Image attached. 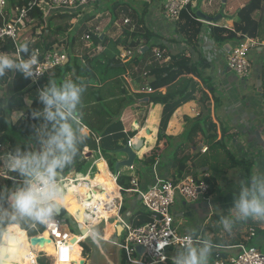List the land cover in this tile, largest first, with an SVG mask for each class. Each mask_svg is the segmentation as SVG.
Segmentation results:
<instances>
[{
    "label": "trees",
    "instance_id": "1",
    "mask_svg": "<svg viewBox=\"0 0 264 264\" xmlns=\"http://www.w3.org/2000/svg\"><path fill=\"white\" fill-rule=\"evenodd\" d=\"M28 1L6 0L4 17L0 15V25L3 22L13 21L18 15L13 9L22 6L27 7ZM158 1L160 0H142L141 9L137 10L132 5V1L130 3L127 0H88V5H92L90 7H93L94 10L92 11L93 16L101 10L110 13L111 20L108 27L117 19V11L125 10L131 16L129 17L133 22L135 21L134 28L131 29L130 26L123 28L120 35L116 38H110L106 33V29L102 31L101 35L91 34L92 46L100 45L101 50L92 54L85 51L78 55L74 50V43L77 36H81L83 31L87 29V26L82 23L76 29V33L70 32L68 34L65 45L69 57L67 63L53 68L40 78V88L49 81H55L59 84L65 80H72L77 83L83 82L86 85V90L82 95V102L79 106L80 122L77 123L78 126L86 125L90 129L91 134L79 146L76 156L78 162L73 163L74 165L72 164L71 166H75L76 170L79 169L77 172H80L86 161L82 158V148L88 146L90 149H97L98 147L106 160L107 168L112 172L116 159H112L110 155L118 153V149L136 134V130L126 134L122 131H115L111 135L107 133V130L113 124L119 122L120 116L126 108L136 109L143 106L138 99L139 97L127 90L124 79V75L127 74L133 77L132 67H137L141 70L139 71V76H144L148 80L146 84L153 90L145 94V96H148L147 103L162 105L158 141L165 140L164 146H170L173 152L174 163L170 178L174 179L179 176L185 170L187 163L196 157L198 153H193L192 151L197 143H193V139L197 134H201V142L207 145V148H211L216 154L221 152V149L224 151L223 161L225 160L228 163V169L241 166L244 170L245 181H250L254 177L252 174L253 161L234 157L227 146V141L230 138L228 127L216 115V108L220 104V99L216 96L211 78L205 74L207 62L198 43L199 34L205 23L196 16L195 0H191L190 4L181 10L178 21L170 27L171 34L179 37L177 39L170 37L171 34L163 36L151 30L148 26L146 16L152 13ZM263 4L264 0H225L224 5L227 6L231 14L232 27L218 23L214 25L208 24L207 32L209 31V37L216 46H224L227 42L232 44L245 37H256L260 27V20L255 18L253 14L263 9ZM32 13H34L36 18L31 17ZM66 16L67 20L82 17L80 10L74 13H66ZM50 17H44L43 10L38 6L30 9L28 16L24 20V25L20 27L16 34L15 40L18 42V46L13 40L6 37L0 45V52H5L9 56L16 58L14 56L17 52L16 50L18 49V54L21 55L20 45L25 42L29 45L30 53L35 48H38L40 53L51 49L57 43L56 38H51V33L65 34V29L60 26L53 30L50 29ZM45 20L46 24H44ZM43 25L46 27H43ZM178 40L186 44L188 47L186 50L188 51H170L165 55V57H168L167 60L154 61L149 65L145 63V58H148L150 54L153 55L154 50L162 51L169 41L176 42ZM119 47L136 48V50L132 57L121 61L117 57ZM260 78L264 86V65L261 69ZM165 86L168 89L165 93H161L159 89ZM7 87L10 89L6 104L8 112L21 111L24 113L23 117L15 123L9 122L6 114L0 115V143L8 144V151H11L17 146L16 143L29 139L33 132V126H38L39 121L34 120L30 112L32 109L40 108L41 105L37 101L38 91H35V86L30 85L29 79H25L21 74H12ZM172 88H174L173 91ZM204 88L212 95L213 113L217 123L213 121L211 116V102ZM192 96L200 99L203 109L194 117H184L185 125L178 135L175 137L167 135L165 130L170 116L183 101ZM28 100H31V105L28 104ZM141 136L148 137V134L144 130ZM95 137L100 138L98 143H96ZM173 140L176 143L170 144V141ZM18 145L22 148L25 146V144ZM185 150H188V152L184 153ZM158 151L159 145L154 146L152 153L145 156L141 162L145 166H152L155 163ZM214 159L216 163L209 164V168L217 172V169L219 170L218 165L222 164L223 161L221 162L217 157ZM69 167L62 172L66 173ZM206 180L209 183V195L215 191L216 181L212 175ZM116 182L122 187L121 191L123 192H125L124 188L129 187L127 174L118 173ZM12 184V180L5 179L0 183V186L11 187ZM116 191L121 196L118 187H116ZM127 208L128 205L123 202L119 212L120 215L125 217L124 220L132 226H139L150 221L149 213L146 210H135L126 216ZM112 219L116 222L115 217H112ZM66 222H69L68 217H66ZM104 228L105 226L102 229L104 230ZM44 229L45 227H40L35 232L30 233V236L41 233ZM97 234L99 233L97 232ZM77 235L78 239H80L81 236ZM119 240L122 239L119 237ZM83 251L87 255L90 249L83 245ZM120 263L128 264L122 251ZM41 264L48 263L41 260ZM158 264H174V262L167 260Z\"/></svg>",
    "mask_w": 264,
    "mask_h": 264
},
{
    "label": "crops",
    "instance_id": "2",
    "mask_svg": "<svg viewBox=\"0 0 264 264\" xmlns=\"http://www.w3.org/2000/svg\"><path fill=\"white\" fill-rule=\"evenodd\" d=\"M224 22L227 21L221 18L218 22H216V24L218 23L227 26V24ZM204 23V33L206 32V34H208V23ZM206 36L207 35L204 34L203 38H206ZM170 37L179 38L177 35L173 34H171ZM249 38L254 39L257 45L253 49L254 57L250 59L252 64L251 71L249 75L245 78H240L236 76L226 67L225 45H231L229 42L225 43L224 46H216L213 40L208 37L207 39L210 41L213 47H216L217 53L215 57H212L210 59H208V57H206L204 54L203 55L207 62L205 74L209 75V77L211 78L216 96L220 99V104L216 108V115L220 121L226 124V126L228 127V132L230 134L229 141H227L228 149L237 159L244 158L251 159L253 161L252 174L255 177L257 174L264 173V105L262 98L264 86L262 79L260 78L261 69L264 65V24L260 25L256 37ZM202 42V38H200L198 41L199 46H201ZM169 43H181V45L183 44L186 46V44L181 42L180 40L176 42L169 41L167 44ZM186 49H188L187 46L184 50ZM92 53L96 52H90V54ZM124 79L127 90L131 94L135 96L137 95V97H139V101L142 102L143 106L142 108L137 107L136 109H130L129 107L126 108L121 114L119 122L113 124L107 130V133L111 135L115 131H122L124 134H126L130 131L136 130V134L133 137L129 138L131 139L132 143L141 137H143L144 140L145 138L151 139L152 137L150 136L154 134L153 132L155 131L156 133V128L153 125L155 124L153 123V120H155L154 116L155 114H160V116L158 117L159 127V121L162 114V105L147 103L148 96H145V94L148 93H144L145 91L143 90L144 87L148 86L146 84L148 82L146 78L143 79L142 77L140 81H142L143 83L141 82L140 84L136 77L133 78L130 74L124 75ZM167 89L168 87L165 86L161 87L159 91L161 93H165ZM173 89L174 88H172V91ZM141 90L144 92H141ZM204 91L208 94V97L211 102V116L213 118V121L217 123L213 113L212 95L205 88ZM201 109H203V105L201 104L200 99L195 96H192L187 100L183 101L170 116L165 133L167 135L175 137L180 133V131L185 125L184 117H194L199 113ZM143 112L144 115H142ZM133 117L135 118L133 119ZM79 122L80 120L78 119V123ZM81 126L85 127L88 130V135L91 134L90 129L86 125L82 124ZM143 129L147 132V134L149 132L151 133V135L149 136L148 134V137L141 136L142 132L144 131ZM256 132H258L260 135V138L262 140L261 143L258 141ZM99 139V137H95L96 143L99 142ZM193 141V143L197 144L194 145L192 152L198 154L192 161H189L187 163L184 171L190 172L195 176H198L203 172L209 173L210 175L215 177L216 188L215 191L212 194H209L205 199H200L195 202H185L181 200V204L179 205L178 209L174 211L173 214L174 224L177 225L179 232L182 234H189L191 232L195 235L197 234L199 238L210 240L213 244V248L210 253L211 257L215 249H223L225 247H228L224 250L227 252H233L236 249V245H246V243L253 241L254 238H257L255 244L256 247H258L260 250L262 249L263 251L264 221L248 219L246 221L236 222L233 225L231 232L225 231L221 223L224 217L230 215L232 201L234 199V195L236 194L239 188L227 186L228 184L232 185V182L230 181L231 179H229L232 177L230 173H238L236 179L245 180L243 168L241 166H238L228 169V163L225 160L223 161L225 153L222 149L221 152H217V154L211 148H207L205 151H202L203 147L208 146L204 145L201 142V134H197ZM158 142L160 149L158 151L157 157L155 158V163L152 166H145L141 162L144 156L150 154L146 153L150 147L148 148L147 145L143 142L142 147L137 152V157L138 155L140 157L139 162L135 164V161L137 159L136 157L133 167L130 168L128 172H126L127 175L134 174L138 180L139 186L141 187H147L156 179L170 178L171 176V172L173 169L172 165L174 163L173 152L170 146H164L165 140H161ZM171 143L175 144L176 141H170V144ZM186 152H188V150H185L184 153ZM82 154L90 155V162L95 165L99 164V162L101 163L102 167L99 168L97 171H103L105 167H107L105 163L106 160L98 147L97 149H90L88 146H84L82 148ZM94 154L97 155L99 159L97 160V162L92 158ZM112 155L116 158V160H121L124 158V154L119 152ZM178 156H180V154H178ZM214 156L217 157V159H219L221 162L223 161L222 164H217L219 168V170L217 169V172L209 168V164L212 165L213 163H216ZM84 157L85 156H83V158ZM84 164H86V161ZM94 171L95 170L93 169L86 170V165H84L83 169L80 172L76 173H84L83 175H90L94 173ZM225 182L226 186L219 187L221 183L225 184ZM217 189H221V196L216 194ZM131 194L135 195L136 197L133 201L130 202V204H128L126 216L130 215V213H133L135 210L142 209L141 203H137V200H139L138 196L135 193ZM119 197L121 198V196ZM120 202L121 204L123 203L122 200H120ZM188 204L190 206H188ZM195 211L198 214L197 224L192 227H189L186 223L182 222V219L186 215H194ZM203 212H207V215L204 216ZM117 214L123 219L125 218L120 215L119 211ZM112 217H115V219H117V217L115 216V211L108 214L101 224H103L106 219H110L111 222L105 225V228H109L115 222ZM87 222L90 221L87 220ZM43 259L44 258H40L38 261L41 262V260Z\"/></svg>",
    "mask_w": 264,
    "mask_h": 264
},
{
    "label": "clouds",
    "instance_id": "3",
    "mask_svg": "<svg viewBox=\"0 0 264 264\" xmlns=\"http://www.w3.org/2000/svg\"><path fill=\"white\" fill-rule=\"evenodd\" d=\"M20 54L19 58H13L0 52V115L6 114L11 123L24 115L16 111L15 117L9 118L12 112L6 107L7 84L12 74L19 73L25 79L38 76L35 72L38 56L29 52L27 42L20 45ZM85 90L83 82L49 81L38 90L41 107L32 109L30 115L39 124L33 126L25 146L17 145L0 154V178L13 181L11 187L0 186V264H21L23 256L30 251V233L54 222V216L64 207L66 192L59 176L74 163L79 146L88 135V130L77 123ZM28 104L31 105V100ZM248 219L264 221V173L250 181H240L230 215L221 223L225 231L231 232L236 222ZM184 241L174 264H209L213 248L210 240L194 238L190 232ZM166 246L163 242L156 247L160 259H167L161 254Z\"/></svg>",
    "mask_w": 264,
    "mask_h": 264
},
{
    "label": "built area",
    "instance_id": "4",
    "mask_svg": "<svg viewBox=\"0 0 264 264\" xmlns=\"http://www.w3.org/2000/svg\"><path fill=\"white\" fill-rule=\"evenodd\" d=\"M191 0H160L156 3L154 10L150 14L151 30L159 32L161 35L166 36L171 34V28L179 19L181 10ZM6 0H0V15L4 17V8ZM88 5V0H29L27 7L22 6L20 8H14V12L17 13V17L13 21L3 22L0 25V45L3 40L8 37L14 41L18 46V42L15 40L17 32L20 27L24 25V20L28 16L29 10L33 7H40L44 12V17L49 16L52 12H55L58 8H76ZM123 22L130 25L131 29L134 28L133 20L126 16L123 18ZM166 25V28H164ZM205 27H202V31L199 34L198 39L202 38L201 48L203 54L208 59L215 57L216 47L210 43L207 39L209 37V31L204 33ZM91 34L101 35V29L98 26L87 27L82 33V39L85 41V46L88 48L87 53L97 52L101 50L100 46H92ZM207 35L203 38V35ZM174 35V34H173ZM177 38V37H176ZM257 43L254 39L245 37L230 45V48L225 51L226 67L229 71L233 72L240 78H245L251 71V60L249 58V52L256 47ZM140 48V47H138ZM185 45L169 43L161 50H154V57L157 60H167L165 57L167 52L184 50ZM215 48V50H214ZM136 48H119L118 58L123 61L132 57ZM14 56L19 58L18 49ZM32 54L38 56V63L35 65V72L37 77L35 79H29L30 85L35 86L36 89H40L39 80L47 72L53 68L59 67L67 63L68 54L63 48H58L54 45L51 49L40 53L38 48L32 51ZM259 58V57H258ZM141 90L144 93H150L153 90L146 86ZM263 105H264V90L262 93ZM131 145V139L128 140ZM207 147H203L202 151H205ZM5 145L0 143V154L5 153ZM132 168V167H130ZM120 173V172H118ZM118 173L112 175L116 181ZM63 176L59 179L66 184L69 181L68 174L62 173ZM11 175V174H9ZM13 176V175H11ZM129 177V187L124 188L125 192L135 193L140 196L142 209L149 213L150 221L139 226H132L122 217L118 223L123 224V237L121 239L125 242L124 245H118L120 250L124 252L128 264H158L164 263L167 260L174 262V257L178 250L184 246V237L188 234H182L179 232L177 225L174 224V216L170 211L171 205L174 204L177 197L185 202H195L200 199H205L208 196L209 183L206 178L210 176L209 173H202L198 176L193 175L190 172L183 171L179 176L174 179L160 178L156 179L147 187L139 186L136 176L127 175ZM7 178H0V183ZM11 180V179H8ZM19 179L17 178V181ZM77 183L78 180H73ZM117 183V182H116ZM119 192L122 187L118 185ZM91 194V191H88ZM121 198L117 197L114 200L115 212L118 213L121 207ZM66 217L73 220L78 230L81 231L79 223L70 215H62L60 217L54 216V222L49 223L45 229L49 231V237L53 241L55 246L54 260L66 264L70 262L69 252L71 239L76 234L72 233L68 228ZM116 231V226H115ZM36 235H40L37 233ZM96 236V235H95ZM85 238V237H84ZM83 238V239H84ZM99 238V237H98ZM194 238H199L197 234H194ZM82 239V240H83ZM82 240L79 241L82 242ZM166 242L167 246L161 250V254L167 257V259H160L156 253V247L158 244ZM136 246L143 248L142 254H138ZM215 249L212 257L209 259V264H264V251L253 245H236V249L233 252H227L224 249ZM121 254V253H120ZM134 255H139L140 258H135ZM46 252L39 251L32 264H40L38 261L40 258H49ZM146 257L147 260L142 258ZM51 258V257H50Z\"/></svg>",
    "mask_w": 264,
    "mask_h": 264
},
{
    "label": "rangeland",
    "instance_id": "5",
    "mask_svg": "<svg viewBox=\"0 0 264 264\" xmlns=\"http://www.w3.org/2000/svg\"><path fill=\"white\" fill-rule=\"evenodd\" d=\"M128 2L131 3V1L133 2L132 5L137 9L140 10L141 9V2L142 0H127ZM199 3V9L202 10L203 12L207 13V14H211L212 16H214L215 14L218 13H222L223 15V19L227 22H224L227 24L228 27H232V21H231V14L229 13L230 11L227 9V6L224 5V3L221 2V0H195L194 3ZM264 5V4H263ZM92 5H86V6H82V7H76V8H58L56 9L55 12H52L51 15L46 16V17H50L49 20L51 22L50 24V29H55L56 27L60 26L62 28L65 29V34H55V33H51V38H56L57 39V43L55 44L58 48H63L65 49V45H66V40L68 37V34L71 32H75L76 33V29L79 28V26L83 23V25L90 27L92 25L94 26H98L101 29V33L103 30L106 29V33L110 38H116L118 35H120V33L122 32V29L125 27H129L130 25L126 24L123 22V18L126 16H130L129 14H127L125 12V10H118L117 11V19L114 20L112 22V24L108 27L109 22L111 20L110 17V13L108 11H98L94 16L92 15V11L93 7H90ZM80 10L82 17L81 18H72L70 20H67V16L66 13H74L75 11ZM37 15V13H36ZM255 16V18H258L260 20V25L264 24V8L254 12L253 14ZM32 18H36V16L34 15V13L31 14ZM131 17V16H130ZM48 20V21H49ZM146 22L148 24V26H150L151 20H150V14L146 16ZM135 23V21H134ZM44 24H46V20L44 21ZM43 27H46L45 25H43ZM164 28H166V25H164ZM45 29V28H44ZM38 33H39V29H38ZM74 50L76 51V54H81L82 52H85L86 50L88 51V48L84 45L85 41L82 39V34L81 36H77V39L74 43ZM121 48V47H119ZM67 51V50H66ZM5 53V52H3ZM151 56V57H150ZM252 57H254V50L251 49L249 52V58L251 59ZM145 63L147 65H149L150 63L155 62H160L161 60H157L156 57H154V54H150L148 56V58H145ZM139 71H141L139 68L137 67H132V76L133 78L136 77V79L139 81V84L142 82L140 81V79L143 77V79L145 78L144 76H139ZM143 74V72H142ZM143 83V82H142ZM7 91H10V89L7 87ZM35 91H38V89H36ZM142 96V95H141ZM142 115H144V112L142 113ZM160 116V114H155L154 118L155 120H153V124L156 128V133L155 131L153 132L154 134L152 136L151 133L148 132L149 136L152 137L150 138H145L144 140V144L147 145V147L149 148V150H147L146 153H152V148L156 145H159L158 142V131H159V127H158V117ZM15 117V112L11 113V116L9 118H14ZM136 117V116H135ZM133 117V119L135 118ZM141 119V118H140ZM226 125V124H225ZM152 127V126H150ZM158 129V131H157ZM144 130V129H143ZM147 134V133H146ZM28 141V139L22 140L18 143V144H26V142ZM8 144L5 145V151L8 152ZM166 147V146H165ZM160 149V148H159ZM88 153V152H87ZM158 154V153H157ZM85 156V160H86V170H95L94 173L88 175V178H90V180H94V181H101V182H109L110 183V179L107 178L106 176L102 177V178H95L96 175L100 174V172L103 171H97L99 168H101V163L99 162V164H93L92 162H90L91 160L89 159L91 156L90 155H83ZM112 157V159H116L115 157H113V155H110ZM145 157V156H144ZM83 158V157H82ZM93 160H99L97 155H93L92 156ZM139 155L135 161V164L137 162H139ZM89 160V161H87ZM80 161V160H79ZM78 162V160L75 158L74 163ZM74 165V164H73ZM107 165V164H106ZM76 167H72L70 166L68 168V170L66 171V173L72 172V173H76L78 170L75 169ZM81 169V168H80ZM107 170L109 171V169L107 168ZM128 170H130V168H125L122 167L119 172L126 175L128 172ZM112 172H113V168H112ZM64 173V172H61ZM81 174V173H80ZM84 173H82L83 175ZM86 174V173H85ZM11 175H15L14 173H11ZM230 175L232 176L230 181L232 182L231 184H228L227 186H233V187H239V183L241 180H237L236 176L238 175V173H230ZM221 186H226V182L225 184L221 183L219 185V187ZM105 189H107L106 185L104 187ZM108 190V189H107ZM114 193H117L116 188L113 189ZM109 194V193H108ZM121 194V200L122 202H124L125 204H130L131 201H133L135 199V195L129 193V192H123L120 191ZM216 194L221 196L222 195V191L221 189H217ZM115 200V198L113 199V201ZM72 203V202H71ZM137 203L140 204L141 201L137 200ZM181 204V199L179 197L176 198V201L173 205H171L170 207V211L172 214H174V211L178 209L179 205ZM122 205V204H121ZM188 206H190L188 204ZM121 208V207H120ZM119 208V210H120ZM197 212H194V215H186L185 217H183V221L184 223H186L189 227H192L194 225L197 224ZM203 215L206 216L207 212H203ZM117 220V219H116ZM109 222H111L110 219H106L103 224L101 226H99L98 228L95 227L92 229V231L89 230V233H87L86 235H80L82 233V231L78 230V228L76 227L75 223L73 222V220H71L69 218V222L68 223V228L70 229V231L74 234H79L81 237L80 239H78V242L80 240H82L84 237V239L82 240V242L78 243L80 249L83 248V245H86L90 251L89 253L86 255V253L84 251H81V257L80 254L78 256L79 260L81 259H85L86 263L85 264H108L109 262L111 263L113 261V258L116 262V264H120V258H121V250L120 247L118 245H113L110 244V241H106V239H110L111 237H104V235H98L97 232L99 234H102L103 231V227L105 225H107ZM118 223V222H117ZM108 228V227H107ZM107 228H104L107 229ZM114 230H112L110 232V234H113ZM96 235V236H95ZM99 237V238H98ZM121 237H123V234L121 235ZM256 240L257 238H254L253 241L246 243V245H250L252 244L253 246H256ZM41 246V245H38ZM77 250V249H76ZM262 250V249H261ZM78 251V250H77ZM264 251V250H263ZM135 258H140L139 255H134ZM51 257V256H50ZM44 258V262L51 264L53 261V258ZM211 258V256L209 257ZM143 260H147L146 257L142 258ZM107 260V261H106Z\"/></svg>",
    "mask_w": 264,
    "mask_h": 264
},
{
    "label": "bare ground",
    "instance_id": "6",
    "mask_svg": "<svg viewBox=\"0 0 264 264\" xmlns=\"http://www.w3.org/2000/svg\"><path fill=\"white\" fill-rule=\"evenodd\" d=\"M104 176L110 179V183L90 180V178H88V175L77 174L75 172H70L68 174L69 181L66 184H63V181L59 180L65 188L66 198L63 209H60V212L57 213L55 217H60L64 213L63 215L68 214L76 219L82 231L80 235H86L87 233H89V229L90 231H92L94 227L102 225L101 223L104 218L108 214L115 211L113 199L119 197L117 193L113 192V189L118 187V184L116 183L112 172L110 170H107V167H105L103 173L96 175L95 178H102ZM75 179L78 180L77 183L73 182V180ZM105 185L108 190L104 188ZM88 191H91V197L89 199L86 198ZM115 216L117 217L116 222H114L109 228L103 230V235L106 238L109 236L111 237V240L106 239V241H110L111 244L124 245L125 242L123 240H119V236L115 231V226L120 220V217L116 212ZM87 220H89L90 222H87ZM112 230H114V233L110 234ZM40 235H42L46 239H50L49 231L46 229H44V231L41 232ZM73 237L75 239H71L69 252L70 262L68 263L79 264L80 260L78 256L80 254L81 257L80 250L82 248L80 249L78 245V235ZM39 251H44L46 252L47 256H51L53 258L51 264H63L58 260H54L56 250L51 239L45 241L41 246L31 244L30 251H28L23 256L21 264H32L31 262L35 260L37 252Z\"/></svg>",
    "mask_w": 264,
    "mask_h": 264
},
{
    "label": "water",
    "instance_id": "7",
    "mask_svg": "<svg viewBox=\"0 0 264 264\" xmlns=\"http://www.w3.org/2000/svg\"><path fill=\"white\" fill-rule=\"evenodd\" d=\"M221 2L224 3L225 0H221ZM195 11H196V16L198 17V19L203 21V22H206L208 24H216V22H218L221 18H223L222 13H218V14H215L214 16H212L210 14L203 12L202 10L199 9V3H197V2L195 3ZM229 48H230V45L226 44L225 49L228 50ZM256 136L258 138V141L261 143L262 140H261L258 132H256ZM143 142H144V138L141 137V138L137 139L135 142L131 143V145L127 141L121 148L118 149L119 153L124 154V158L121 160H115V162L113 164L114 174L118 173L122 167H125V168L133 167L134 161L137 157V152L142 147ZM62 176H63V174L61 173L59 176V179ZM90 197H91V194L88 193L86 198L89 199ZM138 198L140 199V196H138ZM59 212H60V210L57 213H59ZM116 233L121 238V235L123 234V224L122 223L116 224ZM74 239L75 238L73 237L72 240H74ZM47 240H50V239H46L42 235L31 236V244L32 245H42ZM136 251L140 255L143 252V248L140 246H136ZM116 262L117 261H115L113 258V261L111 263L109 262L108 264H116ZM85 263H86L85 259H81L79 262V264H85Z\"/></svg>",
    "mask_w": 264,
    "mask_h": 264
}]
</instances>
